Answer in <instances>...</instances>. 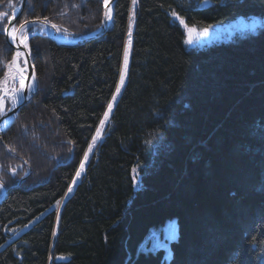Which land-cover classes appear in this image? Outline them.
<instances>
[{
    "label": "trees",
    "instance_id": "16d2710c",
    "mask_svg": "<svg viewBox=\"0 0 264 264\" xmlns=\"http://www.w3.org/2000/svg\"><path fill=\"white\" fill-rule=\"evenodd\" d=\"M21 1L0 0V78ZM104 6L28 0L16 27L47 17L80 38ZM254 19L264 0H117L80 46L30 27L39 86L0 135V264H264V26L190 46L180 22Z\"/></svg>",
    "mask_w": 264,
    "mask_h": 264
},
{
    "label": "snow or ice",
    "instance_id": "6c2138e0",
    "mask_svg": "<svg viewBox=\"0 0 264 264\" xmlns=\"http://www.w3.org/2000/svg\"><path fill=\"white\" fill-rule=\"evenodd\" d=\"M109 3V0H105V8H107ZM205 3H207V0H205ZM133 4H135V0H133ZM110 9L105 12L104 16L105 19H111L110 16ZM5 15H7L5 13ZM43 23L45 26H50L53 29H55L57 32H67V29H61L59 26L56 24H50L48 21L47 17L43 19V21H40L39 18L37 20H32L29 21L25 19L23 23L19 24L18 28L13 27L11 30H9L7 27L4 28V31L7 32L8 36L11 39L12 44H15L17 49H19L20 45H23L24 48L29 49V55H31V50L28 44V32H29V25L31 24H37V23ZM182 24H184V27L187 29L188 35H189V40L187 41L188 43H191V36L192 34L196 31L195 27H189L187 24L184 23L183 20L180 21ZM208 29L205 28L204 32L207 33ZM129 37H131V32H129ZM19 41V43H17ZM131 41L129 40V43ZM24 53L21 51L17 50L15 56L11 59V61L4 62V68L6 69L5 72L3 73L2 78H0V116L6 115L7 112L5 111V102L10 101V107L9 111L13 108H15L20 101L23 99L24 92L26 89L25 81L28 79V77L25 75L27 71V64L28 61L25 59L23 60V67L21 66L20 62V57H22ZM127 58L128 54L127 51H125V68L127 67ZM34 69V65H33ZM32 81H35V76L33 75L31 77ZM121 84H123V77H121ZM28 91H32L33 89L31 87L27 88ZM117 94H119L120 89H116ZM116 97L113 96V101H115ZM112 103L108 105V111L104 114V119L101 120L100 122V127L103 128L105 121L108 120L109 113L112 111ZM101 132L98 129L96 136L93 138L92 143L89 145L88 152L92 151V148L96 144V140L100 138ZM88 159V154L86 153L84 156V160L87 161ZM81 170L84 168V164L82 163L80 165ZM135 171V170H134ZM77 176L80 175L79 172L76 174ZM3 185L0 184V188H2ZM71 191V189H69Z\"/></svg>",
    "mask_w": 264,
    "mask_h": 264
},
{
    "label": "water",
    "instance_id": "95a60500",
    "mask_svg": "<svg viewBox=\"0 0 264 264\" xmlns=\"http://www.w3.org/2000/svg\"><path fill=\"white\" fill-rule=\"evenodd\" d=\"M116 1L117 0H110V3L107 6V8L104 7V14L109 9L111 10V19H112V16H113V8H114V5H115ZM27 3H28V0H22L20 5L13 11V14H12V16H11V18L9 20L8 26H7V28L9 30H11V28L16 26V22L21 17V15L23 14V12H24V10H25V8L27 6ZM111 19L110 20L109 19H105V16H103V23H102L101 27L98 30H96V31H94V32H92V33H90L88 35H85L83 37L72 39V40H67L65 37L61 38L62 36L59 35V32H57L55 29H53L50 26H45L43 23H39L38 22L37 24L29 25V27L34 26V25H41L43 27H46L48 30L51 31V33H52L51 38L57 44H59L61 46L76 47V46L83 45V44H85L87 42H90V41H92V40H94L96 38H99L102 35H104L108 31ZM40 21H43V20H40ZM43 31H46V29H43L42 32L39 33V34H43ZM5 34L7 36L9 44L13 46L15 51L19 50L22 53H24V55L21 58L23 60L26 59L28 61L27 71H26L28 79H26V81H25L26 89H25V92H24L23 99L20 101V103L15 108L11 109L10 111L9 110L6 111L7 114L0 117V135L6 133L9 130V128L12 126L15 118L19 114L21 108L23 106L29 104L31 102V100L34 98V96H35V94H36V92L38 90V86H39L37 73H36L35 68L33 69V62L31 60V56L29 55V49L24 48L23 45H20L19 49H17L16 45L12 44L11 39L8 36L7 32H5ZM33 35H35V34H31L29 36V38H31ZM29 38H28V43H29ZM17 43H19V41H17ZM15 54H16V52H15ZM33 75L35 76L34 84H33V81L31 79V77ZM28 87H31L33 90L32 91H28L27 90ZM0 184L3 185V183L1 181H0ZM1 189H2V191H1V195H0V204L5 199V197L7 195V192H8L7 188L4 185H3V187Z\"/></svg>",
    "mask_w": 264,
    "mask_h": 264
},
{
    "label": "rangeland",
    "instance_id": "374dc122",
    "mask_svg": "<svg viewBox=\"0 0 264 264\" xmlns=\"http://www.w3.org/2000/svg\"><path fill=\"white\" fill-rule=\"evenodd\" d=\"M50 24H52V23H50ZM263 26H264V20L254 19V20L247 21L246 24H243V22L241 23V22L237 21V22L229 23V24L215 25L213 27L207 28L208 29L207 33L204 32V29H200V28H196L195 27L196 31L192 34L191 43H189V45L190 46L191 45H198V44L209 45V44L216 43V42L223 41V40H228V39L230 40V39H233V38H235L237 36L245 35V34H248V33H255V32L258 31V29H260ZM31 27H34V32H36V34H39V33L42 32L43 29H46V31H43V34H45L47 36H50V37L52 35L50 30H48L46 27H43L41 25H34V26H31ZM185 30H186V36H187V41H188L189 40V35H188V32H187L186 28H185ZM34 32H32V31L28 32V38H29V36L31 34H35ZM59 35L62 36L61 38L65 37L67 40L76 39V37H72V36L67 35V34L63 35L61 32H59ZM29 42H30V38H29ZM29 47H30V44H29ZM127 54H128V52H127ZM127 60H128V58H127ZM125 70H126V68H125ZM123 80H124V75H123ZM38 83H39V80H38ZM121 87H122V85L119 87V89H121ZM5 103L8 104V105L11 104L10 101H6ZM104 126H105V123H104ZM104 126H103V128L99 127V130L101 132V136H100V138H98L96 140V144L92 148V151L97 147L98 143L102 139ZM91 143H92V141H91ZM92 151L88 153V158H89V155L92 153ZM87 161H88V159H87ZM1 191H2V189L0 188V194H1ZM151 237L153 238L152 244H154L155 247L162 246L163 242H162V240L160 239L159 235L156 232H153L151 234Z\"/></svg>",
    "mask_w": 264,
    "mask_h": 264
},
{
    "label": "bare ground",
    "instance_id": "6f19581e",
    "mask_svg": "<svg viewBox=\"0 0 264 264\" xmlns=\"http://www.w3.org/2000/svg\"><path fill=\"white\" fill-rule=\"evenodd\" d=\"M109 3H110V0H109ZM109 3H108V5H109ZM110 16H111V11H110ZM22 58L20 57V62H21V66L23 67L24 65L22 64ZM25 75L27 76V73H25ZM33 84H34V82H33ZM9 107H10V105H8V104H6L5 103V111H8V109H9ZM1 117V116H0ZM16 119V118H15ZM15 121V120H14ZM14 123V122H13Z\"/></svg>",
    "mask_w": 264,
    "mask_h": 264
}]
</instances>
